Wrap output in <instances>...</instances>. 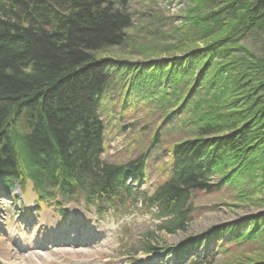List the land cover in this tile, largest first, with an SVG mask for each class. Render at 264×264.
Instances as JSON below:
<instances>
[{
	"label": "trees",
	"instance_id": "obj_1",
	"mask_svg": "<svg viewBox=\"0 0 264 264\" xmlns=\"http://www.w3.org/2000/svg\"><path fill=\"white\" fill-rule=\"evenodd\" d=\"M130 1L0 0L2 187L11 193L16 184L32 185L39 202H82L98 213L123 211L140 198L156 209L159 229L167 234L187 230L194 193L209 194L223 184L263 209L264 58L243 41L252 31L264 41V0H190L183 30L161 51L167 58L155 54L140 68L97 57L128 45ZM205 2L214 6L198 13ZM111 72L131 75L134 95L149 102L159 97L174 108L169 115L179 111L182 126L190 125L188 136L169 148L168 168L153 194L134 185L145 178L161 131L135 160L102 162L105 124L99 108L117 80ZM262 211L170 251L177 259L190 257L188 264H218L221 255H232L221 264H264ZM156 251L143 243L144 253Z\"/></svg>",
	"mask_w": 264,
	"mask_h": 264
},
{
	"label": "rangeland",
	"instance_id": "obj_2",
	"mask_svg": "<svg viewBox=\"0 0 264 264\" xmlns=\"http://www.w3.org/2000/svg\"><path fill=\"white\" fill-rule=\"evenodd\" d=\"M190 5V0H131L128 12L133 24L127 31L128 45L103 51L97 57L138 64L139 68L144 62L155 60V54L166 59L167 54L161 51L175 42L179 35L176 31L183 30ZM213 6L212 2H205L198 13ZM254 34L249 32L243 43L257 57L264 58V41ZM130 76L120 77L111 72V79L117 77L114 84L120 82L118 78L122 82L119 86L111 84L100 101L99 115L105 124L102 161L125 164L136 159L149 148L155 133L161 131L162 137L148 157L146 175L139 185L151 193L168 168L169 148L188 136L190 125L182 126L184 114L179 111L169 115L174 108L158 101L159 97L149 102L134 95L135 82ZM130 89V99H124ZM212 180L217 182L215 177ZM5 193L0 185V249L5 252L0 259L7 264H187L185 260L175 262L167 251L147 256L142 251L143 243L149 241L158 249L179 247L190 237L264 210L239 200L235 187L223 184L209 194L194 193L192 202L196 209L187 230L167 234L159 231L155 211L141 203L119 215L105 211L99 219L94 209L86 210L82 205L65 206L66 216L51 205L41 209L30 190L23 192L18 186L13 192L15 202L8 200ZM14 231L26 235L32 250L12 237ZM13 255L18 262H14ZM29 255L32 261L21 258ZM230 259L232 255H221L217 263Z\"/></svg>",
	"mask_w": 264,
	"mask_h": 264
},
{
	"label": "bare ground",
	"instance_id": "obj_3",
	"mask_svg": "<svg viewBox=\"0 0 264 264\" xmlns=\"http://www.w3.org/2000/svg\"><path fill=\"white\" fill-rule=\"evenodd\" d=\"M17 236H19V237H18V241H20L21 244H22L23 246L26 247V246L28 245L26 235H25L24 233L19 234V233H16V232L14 231V232H13V237L16 238ZM0 255H2V254H0ZM29 258H30V256H29ZM0 264H4L2 260H0Z\"/></svg>",
	"mask_w": 264,
	"mask_h": 264
}]
</instances>
